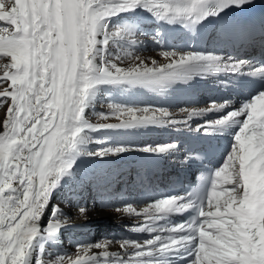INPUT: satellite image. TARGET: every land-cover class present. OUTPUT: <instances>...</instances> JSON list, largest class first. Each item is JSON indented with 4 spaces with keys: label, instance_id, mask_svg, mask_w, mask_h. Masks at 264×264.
<instances>
[{
    "label": "snow or ice",
    "instance_id": "1",
    "mask_svg": "<svg viewBox=\"0 0 264 264\" xmlns=\"http://www.w3.org/2000/svg\"><path fill=\"white\" fill-rule=\"evenodd\" d=\"M257 3L264 0H0V264H264V59L218 46L229 36L264 34V18L259 28L250 18H231L216 47L165 50L163 64L149 66L135 51L141 14L202 38L209 21ZM152 38L166 43L161 27ZM218 74L259 83L238 107L212 100L180 108V119L168 107L117 99L141 90L166 95ZM105 93L107 111L97 113ZM196 120L203 122L193 127ZM150 129L232 140L222 162L190 190L149 196L143 206L101 199L118 218H136L129 233L148 238L111 234L63 250L59 238L73 224L51 203L54 192L76 179L82 158L180 151L178 142L137 144L134 137ZM193 159L202 158L189 153L182 163ZM93 208L77 203L76 214L86 221Z\"/></svg>",
    "mask_w": 264,
    "mask_h": 264
},
{
    "label": "bare ground",
    "instance_id": "2",
    "mask_svg": "<svg viewBox=\"0 0 264 264\" xmlns=\"http://www.w3.org/2000/svg\"><path fill=\"white\" fill-rule=\"evenodd\" d=\"M213 20L209 21V23L205 26L208 27ZM142 24L141 30L146 26L145 32H154V29L157 27H161L164 34L166 43L164 45H158L151 46L150 49H148V42H144L139 38L138 41H140V45L136 48V55H139L142 59L145 60L151 66V61L156 60L159 64H163L166 62V59L161 55L162 51L165 50H171L173 48L177 49H183V50H189V47L187 45L181 44L180 41H177L175 38H172L173 34H177L181 36V41L183 38L187 37L188 44H194L195 48H199L201 46L199 36L193 37V34H189L186 30H184L181 26H167V25H158L153 19L150 17H147L146 14H141L140 18V25ZM145 24V26L143 25ZM139 34H142V32H138ZM221 34V29L213 25L209 33L207 34V37L209 38V44H206L203 46L204 48L212 49L213 47L217 46V40L216 37ZM178 38V37H177ZM152 45V44H151ZM223 51H229L231 55L237 56L238 58H246L248 55L244 52V48L241 45H238L237 47L234 46V42L229 40L228 38L226 41L222 44L218 45ZM226 54L225 52H223ZM127 62V61H126ZM215 87H217V79L214 78V76L203 78L201 82H198L194 85H177L173 89L169 90V92L166 95H158L149 91L141 90L134 92L131 96L127 95H118L117 98L120 100L124 98L125 100H128L130 102H138L141 105H147L152 104L155 106H164L168 107L170 111L176 114V118L180 119L182 116L179 114V109L184 107H206L209 105V103L213 100V97L210 95L213 91H215ZM204 93L207 95L208 98L211 100L208 102H204L206 97L202 96H195L196 93ZM103 98V97H102ZM201 99L200 101H197L195 99ZM101 99V97H100ZM102 100V99H101ZM233 102L232 107H238L240 102L238 98H232L231 100ZM100 101L96 104H98ZM100 106V105H99ZM232 107L225 110L230 111L232 110ZM107 110V107H105ZM104 110V111H106ZM90 119L93 122H96L97 117L94 113L90 112ZM96 117V118H95ZM210 118H217L215 114H210ZM109 122H115L114 120H110ZM202 120H196L193 122V127L196 126L197 123H202ZM160 132H165V135H160ZM141 134H144L142 138H139L138 136L134 137L135 141L139 145L144 144H155V143H165V142H174L172 141V137L174 135H177V132L174 130H164V129H150L142 132ZM181 134L186 135H194V134H200L196 132H188L184 131ZM105 135L111 136L112 133H106ZM161 139V141H160ZM232 140V138H231ZM92 149V145L90 146ZM149 155L142 152H131L127 154H123L118 157H112L107 160L101 161L98 159H92V158H82V160H90L93 162L96 167L86 171H78V175L74 181H70L68 183H65L64 186L59 189L58 191L54 192L51 203L53 204H60V206L63 208L64 214H72L74 216L75 221L71 222L72 224H75L77 222V232L83 233L81 236H88L90 232L92 231V226L94 222L97 220H103L105 218H109L112 214V217L116 221V226L118 229L122 227L128 228L131 227L134 223H136L135 217H123L118 218L116 214L102 209L100 205V201L98 200V197L104 200L112 199V192L116 190V183L119 181H123V189H127V186H131V190L133 191H139L141 192L140 195H135L132 199H126V200H132L139 203L140 206H143V202L148 199L149 196L155 195L157 192L162 193L163 189L167 188L170 182H173L176 177H172V175H177V172H169L166 168H163L161 170L155 169L152 167H149L144 163V160L140 159H134L133 157L136 155ZM178 154H181V152H177L175 155L171 156V159L176 160L178 159ZM125 157V158H124ZM128 157L129 159H126ZM170 167V166H168ZM134 177L133 184L127 183V180H130L131 176ZM146 180V181H145ZM82 183V184H81ZM127 183V186L126 184ZM148 183H151V188H148ZM86 184V185H85ZM88 185V186H87ZM79 186H85V189H92L95 190V192L100 193L96 194L97 197L93 199L91 202H88L87 198H79L76 194V199L74 201V204L77 203H87L90 207L94 205V208L88 213V219L86 221H82L78 218L76 214V209H74L70 205V202L68 203L67 199V193H69L71 187L74 188ZM146 186V187H144ZM78 189V188H77ZM84 189V190H85ZM87 190V191H88ZM87 191L85 193H87ZM112 191L111 193H109ZM151 192V195L148 194V192ZM126 194V190H121L120 194ZM105 194H109V197H104ZM119 199H125L123 196ZM101 195V196H100ZM103 196V197H102ZM132 196V195H127ZM97 198V199H96ZM90 201V200H89ZM66 203V204H64ZM99 204V208H96V206ZM77 206V205H76ZM77 216V217H76ZM48 216L45 215L43 217V222H47ZM128 225V226H127ZM88 230V231H87ZM85 234V235H84ZM111 234V233H110ZM113 234L119 235H131L133 238L138 239H145L148 238L147 234H144V237H140L139 234H131L128 231H114ZM119 234V235H118ZM141 235V234H140ZM143 235V234H142ZM90 241V240H89ZM72 249H66L65 251H73ZM113 251L118 250L117 245H113L112 248ZM174 264H180V262H174Z\"/></svg>",
    "mask_w": 264,
    "mask_h": 264
},
{
    "label": "rangeland",
    "instance_id": "3",
    "mask_svg": "<svg viewBox=\"0 0 264 264\" xmlns=\"http://www.w3.org/2000/svg\"><path fill=\"white\" fill-rule=\"evenodd\" d=\"M143 25L145 26V24H143ZM142 27L143 26L141 24L140 25V32H142V34H139V33L137 34V40H139V38H141V40H143L144 42H148V49H150L151 46L157 47L158 45L153 41V38H152L153 32H145L146 26L143 28V30H141ZM125 64H127L126 61H125ZM195 96L206 97L204 102H208L211 100L210 98L207 97L206 94H204L202 92L199 93L198 95H195ZM101 99H100V103L98 104V106H95V112H97V113L106 110L105 107H108V99H107L106 93L101 96ZM195 100L200 101L201 99H195ZM120 101H125V99L122 98V99H120ZM184 131H182L181 133H183ZM160 135H165V132H160ZM143 136H144V134H140L138 137L142 138ZM160 141H161V139H160ZM95 148H96V145L93 144L92 149L94 150ZM174 173H176V171ZM133 180H134V177L132 175L130 180H127V183L133 184V182H134ZM127 183H125L126 186H127ZM123 184H124L123 181H121V182L118 181L116 183V185H117L116 190L114 192H112V191L109 192V193H111V192L114 193L111 195L112 199H116V198L119 199V194H120L121 190H126V194L125 193L120 194V197L123 196L125 199H127V198L132 199V198H134L135 195L141 194V192H139V191L137 192V191L131 190V186H127V189H123ZM75 187L76 186H74V188L71 187V189L69 190L70 192L67 193L68 194L67 199L69 200L68 203L70 202L69 206H72L74 209H76V207H77L76 206L77 204H74V201L76 199V196H74V194H76L79 198H87L88 202H91L93 199H95V197L98 196V195L96 196V194H100V193L95 192V190L85 189V186H83V187L79 186V187H77L78 189ZM144 187H146V186H144ZM86 191H87V193H85ZM106 195H107V197H109V194H105L104 197H106ZM127 195H132V196H127ZM98 200H101V197L100 198L98 197ZM64 204H66V203H64ZM85 204H87V203H85ZM96 208H99V204L96 206ZM102 209H104V208H102ZM67 216L70 217L71 222L75 221L74 216L72 214H68ZM76 223L77 222H75V224H73L72 226L65 228L64 231L62 232L60 238H59V244L63 248V250H66V249L68 250V249L74 248V245L78 240L95 241V240H98L104 236H110L111 234H113L114 231H123V230L128 231L126 227H122V228L118 229V227L116 226V221L112 217V214L110 215L109 218H105L103 220H97L96 222H94V224L92 226V231L87 230L88 233L90 232V234L88 236L83 237V236H81L83 234V233H81V231L77 232V227H76L77 224ZM139 236L144 237V234L143 235L139 234Z\"/></svg>",
    "mask_w": 264,
    "mask_h": 264
}]
</instances>
